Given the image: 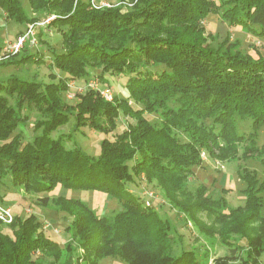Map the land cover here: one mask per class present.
Masks as SVG:
<instances>
[{
	"label": "trees",
	"instance_id": "obj_1",
	"mask_svg": "<svg viewBox=\"0 0 264 264\" xmlns=\"http://www.w3.org/2000/svg\"><path fill=\"white\" fill-rule=\"evenodd\" d=\"M24 1L27 6L23 0H0V20L22 25L18 37L34 21L31 14L54 19L36 28V46L27 42L15 54L4 53L0 68L40 64L43 58L30 49L41 43L50 50L54 73L47 84L0 80V181L35 195L61 187L117 200L119 209L101 216L79 200L59 197L54 202L70 220L65 229L78 241L86 264L106 258L124 264H207L206 255L199 257L194 250L173 256L171 222L154 208L155 199L145 206L146 188L138 187L137 180L160 189L170 208L176 207L199 232L218 235L228 254L212 264H262L264 180L243 171L244 205L226 212L224 198L211 201L204 186L192 194L187 185L202 165L201 153L216 160L217 170L218 161L232 159L247 136L254 145L264 128V57L235 51L228 37L214 47L215 38L203 24L215 15L264 37V0H132L127 8L100 9L89 0ZM52 29L60 37L58 53L45 40ZM120 76L126 78L125 99L114 96L105 102L84 90L73 105L63 101L69 82L95 78L108 86L110 78ZM25 111L38 115L27 142L19 130L28 125ZM153 114L159 126L145 116ZM120 116L126 120L122 129ZM71 117L73 131L88 127L104 135L97 156L79 147L67 149L62 139L52 138ZM237 119L251 120L249 135L238 133ZM111 134L113 139L106 137ZM3 199L0 205L8 207ZM47 199L40 201L42 207ZM199 211L214 225L198 219ZM43 224L33 215L0 224V264H44L33 259L37 254L53 264L63 251H77L53 240Z\"/></svg>",
	"mask_w": 264,
	"mask_h": 264
},
{
	"label": "rangeland",
	"instance_id": "obj_2",
	"mask_svg": "<svg viewBox=\"0 0 264 264\" xmlns=\"http://www.w3.org/2000/svg\"><path fill=\"white\" fill-rule=\"evenodd\" d=\"M99 1L113 4L115 7L123 5L125 6L124 8H127V6L129 7L132 3V0ZM23 4L24 6H27L26 1L24 0ZM124 8L122 9L123 13L127 10ZM31 17L34 21L27 24V28L31 25H41L47 18L51 17V15L34 17V15L31 14ZM0 23L2 25V30L0 31L1 57L4 53H8L12 46L16 43L19 38L18 33L22 29V25L15 24L14 22L8 23L3 17H1ZM203 24L206 34H210L215 38L211 41L214 47L218 46L225 38L228 37V44L231 46L235 44V51H239L251 58H257L258 56L264 57V37L254 36L240 26L231 27L228 24L223 23L220 18L215 15H209ZM45 40H47V45H49L53 51L56 53L61 51L60 37L54 29L51 30L50 36L46 37ZM30 52L33 56L38 53V55L43 58V61L40 64L31 63L20 67L11 66L0 68V80L4 81L9 77H16L26 81H36L43 84L50 83L51 80L49 79V75L53 74L54 71L51 70L50 67L51 55L49 48L40 43L37 49H30ZM96 73L97 72L94 71V77ZM125 82L126 78L121 76L110 78L108 86L112 89L114 96L120 99H125ZM69 84H71V86L68 87L70 95L83 93L85 88L83 80L73 83L69 82ZM99 84L102 87L105 86L102 83ZM67 94L68 93L64 95L65 98H63V101L68 105H73L75 100H68L66 97ZM24 114L29 117L28 125L19 130L23 134L24 141L27 142L33 137V125L38 118V115L35 112L26 111ZM145 116L153 125H160L158 115L153 114ZM117 125L120 129L125 127L126 120L124 117L120 116L117 121ZM237 125L238 133L240 135L247 136L251 133V120L244 119L241 121L240 119H237ZM73 126L74 121L71 117L70 122L67 125L59 128L52 134V138L62 139L67 149L79 147L88 155L97 156L99 154V143L104 138V135L97 133L88 127L79 128L75 132L73 131ZM106 137L113 139V134ZM247 138L248 136L245 138L243 144L239 146L237 153L232 159L227 162L218 161L219 169L217 170L215 168L216 165H214L216 160L209 158L206 153H201V157L204 155V158H202V165L199 169L197 168L194 171L193 176H190L188 179L187 190L193 194L195 193L197 187L204 186L207 189L206 194L211 201L224 198L223 200L226 202V205L224 207L225 210H223L225 212L237 207H242L245 202V198L241 193L244 189V184L240 181L239 175L243 171H249L251 175L255 173L260 182L264 180V128L259 131L256 139L257 141L256 143H253L254 145H252ZM245 147L253 149L247 150ZM136 182L138 187L144 186L146 188V191L144 192H153V195L155 196L153 203L154 208L162 215H165L171 222L172 228L170 234L173 238V256H178L182 253V251L194 250L197 252L199 257H204L206 255L205 262L207 264H212L213 260L222 258L228 254V249L220 243L217 234H215V236H208L203 232H199L192 221L188 220L181 213H179V210L176 207H172L173 209L170 208L168 200L165 198L163 192L154 184L147 185L145 181L143 183L140 180H137ZM0 194L3 195V202L6 205H9L8 207L12 209L13 216L26 218L33 215L36 217L38 222L44 223L43 227H47V229L44 230L53 240L60 243H69L71 244L72 249L75 247L77 248V251H75L74 254H71L72 252L69 251H63L61 257L54 261L53 264H86L82 261L84 252L81 247L78 246V241L76 239L72 240L73 237L71 236V232H67L65 229L70 220H66L64 218V214L59 212L58 206L54 203L57 198L65 197L67 199L79 200L91 210L95 211L99 216L110 215L112 211L119 209L117 200H109V197L105 194L89 190L70 191L57 187L52 193L35 195L31 193H24L21 189H14L8 183V180H1ZM46 197L48 198L47 206L42 207L43 204L40 201ZM159 206L163 207H160L161 209L159 210ZM262 215L264 217V207L262 209ZM197 217L208 227L214 225L213 219L207 217L203 211H199L197 213ZM2 225L7 226L4 224ZM3 230L5 231L6 227H4ZM238 255L235 257L238 258ZM39 257L40 256L37 254L33 256V259L44 264H50V261H52L50 258L42 260ZM260 261L264 264V254L260 257ZM99 264H124V262L117 258H106L99 261ZM231 264H239V262Z\"/></svg>",
	"mask_w": 264,
	"mask_h": 264
},
{
	"label": "built area",
	"instance_id": "obj_3",
	"mask_svg": "<svg viewBox=\"0 0 264 264\" xmlns=\"http://www.w3.org/2000/svg\"><path fill=\"white\" fill-rule=\"evenodd\" d=\"M90 1V6L94 9H100V8H111L114 5L110 4V3H106L104 1L100 2L99 0H89ZM54 19L53 16L47 18L41 25L37 24V25H31L27 28L26 32L20 36L16 43L12 46V48L10 49L9 53L15 54L17 53L20 49H22V47L24 46V44H26L27 42L30 43L31 46H36L37 45V40H36V28L38 26H45L48 25L52 20ZM73 83V82H70ZM71 84L68 83V87H70ZM84 90H91L96 92L103 100H105L106 102H112L113 101V91L112 89L105 85V86H101L99 84V81L95 78L89 79L84 86ZM68 94L66 95L68 100H72L75 98V96L77 94H69V89H68ZM202 158H204V155H202ZM143 196L145 197V206L146 207H150L152 205V199H154V195L153 192H144ZM13 221V212L12 209L10 207H5L0 205V223L4 224V225H10ZM44 229H47V227H44Z\"/></svg>",
	"mask_w": 264,
	"mask_h": 264
}]
</instances>
